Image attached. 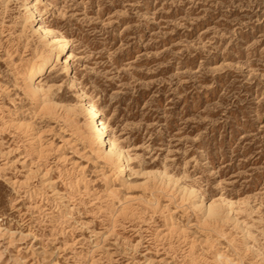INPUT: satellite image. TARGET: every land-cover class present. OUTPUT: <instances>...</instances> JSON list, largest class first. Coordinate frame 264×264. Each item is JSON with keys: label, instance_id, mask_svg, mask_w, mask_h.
I'll list each match as a JSON object with an SVG mask.
<instances>
[{"label": "rangeland", "instance_id": "obj_1", "mask_svg": "<svg viewBox=\"0 0 264 264\" xmlns=\"http://www.w3.org/2000/svg\"><path fill=\"white\" fill-rule=\"evenodd\" d=\"M25 2L0 0V264H257L264 0H33L71 50V73L59 61L39 80L42 100L24 68L50 47ZM80 90L129 178L95 153ZM221 197L242 228L219 238L193 202Z\"/></svg>", "mask_w": 264, "mask_h": 264}, {"label": "bare ground", "instance_id": "obj_2", "mask_svg": "<svg viewBox=\"0 0 264 264\" xmlns=\"http://www.w3.org/2000/svg\"><path fill=\"white\" fill-rule=\"evenodd\" d=\"M4 5V4H3ZM25 11L28 14V17L31 18V22L34 24L35 22L36 27L34 28L35 31L37 33H39L40 37H44L46 38V45L50 47L49 52L46 54V56H44L43 58H41L42 56L40 55L38 59L41 58L40 61L31 63L28 67H26V70L24 68V75H23V80L25 82V87L27 88V90L29 92H31L34 96H36L35 99L37 100H42V92L44 91V87L42 85V87L39 84V80L41 79L42 76H44L49 69H51L54 66L57 65V62H62L64 64V73H71L72 72V63H71V54H70V41L69 39L63 35V34H58V32H56L54 29H52V27H49L43 23L39 24V20H41L40 16L37 13L36 7L33 4V0H26L25 2ZM4 7V6H3ZM27 21V20H26ZM24 25V23H23ZM31 25V24H30ZM33 28V27H32ZM23 29V28H22ZM21 36V35H20ZM26 37V36H25ZM30 37V36H29ZM39 37L40 41L41 38ZM28 39V38H27ZM9 44V43H8ZM15 47V46H14ZM35 48V47H34ZM24 49V48H23ZM42 50V49H41ZM40 50V51H41ZM10 51V50H9ZM36 52V51H35ZM15 53V52H14ZM13 53V54H14ZM40 53V52H39ZM69 53V56H64L65 54ZM38 54V53H37ZM21 57V56H20ZM3 58V57H2ZM10 58V57H9ZM33 58V57H32ZM13 59V57H12ZM35 59V58H34ZM33 61V60H32ZM23 67V66H22ZM20 75V74H19ZM22 76V75H21ZM19 79V78H18ZM20 80V79H19ZM72 83V82H71ZM52 87V86H50ZM48 88V87H47ZM16 89V88H15ZM48 90V89H46ZM79 95L81 96L82 100H83V110H84V114L86 116V118L89 121L90 124V129H91V139L92 142L96 144V147L94 148L95 153L102 157L103 159H105L106 161L109 162H118V173L120 177L123 178H127L129 175V169H130V165H131V156L128 154V151L125 148H122L115 140H113L111 138V133L109 131L107 122L104 121L102 115L103 113L100 111V109L97 107V104L92 101V100H88L85 97V93L80 90ZM46 97V96H44ZM49 97V96H48ZM47 99V98H46ZM36 101V100H35ZM45 101V100H43ZM37 102V101H36ZM46 102V101H45ZM37 104V103H36ZM55 105V104H54ZM68 107V106H67ZM71 107V106H70ZM69 107V108H70ZM74 108V107H73ZM51 109V108H50ZM55 112V111H54ZM56 113V112H55ZM51 114H53L51 112ZM57 114V113H56ZM69 120V119H68ZM33 124V123H32ZM32 127V126H31ZM3 129V128H2ZM66 129V128H65ZM50 131V130H49ZM60 132V131H56ZM46 133V132H45ZM62 133V132H61ZM40 134V133H39ZM37 134V135H39ZM86 134V132H85ZM37 137V136H35ZM79 137V136H78ZM86 137V136H85ZM90 141V140H89ZM58 146V144H57ZM40 149V148H39ZM6 151V150H5ZM38 155V154H37ZM61 160V159H60ZM111 166V165H110ZM32 169V168H31ZM38 170V169H37ZM34 171V170H33ZM36 171V170H35ZM140 172V171H139ZM159 172V171H158ZM157 172V173H158ZM163 172V171H162ZM162 172H160L162 174ZM48 173V172H47ZM145 173V172H144ZM35 174V173H34ZM149 174V172H148ZM152 174V173H151ZM110 175V174H109ZM147 175V173H146ZM158 176L160 174H157ZM156 175V177H157ZM170 176V175H169ZM118 177V176H117ZM155 177V176H154ZM164 177V176H163ZM162 177V180H164V178ZM129 178V177H128ZM153 178V177H152ZM158 178V177H157ZM161 179V177H159ZM178 178V177H176ZM175 178V179H176ZM28 179V178H27ZM155 179V178H154ZM168 179V178H167ZM170 179L173 178L170 177ZM182 179V178H181ZM123 180V179H122ZM169 180V179H168ZM128 181V179H127ZM161 181V180H160ZM24 182V181H23ZM126 182V181H125ZM174 182V181H173ZM172 182V183H173ZM176 182V181H175ZM46 183V182H45ZM129 183V182H128ZM163 183V182H162ZM167 184V182H165ZM177 183H179V178L177 180ZM15 184V182H14ZM108 184V183H107ZM114 184V183H113ZM132 184V183H131ZM130 184V185H131ZM175 184V183H174ZM126 185V184H125ZM178 185V184H177ZM173 186V185H172ZM182 186V185H181ZM188 186V185H187ZM138 187V186H137ZM156 187V186H155ZM161 187V186H160ZM165 187V186H164ZM167 187V185H166ZM175 187V186H174ZM131 188V187H130ZM157 189V187H156ZM178 189V188H177ZM182 189V187H181ZM56 190V189H55ZM159 190V189H158ZM165 190V189H164ZM163 190V191H164ZM179 190V189H178ZM54 191V190H53ZM185 194L186 192L189 195H192V198H197L198 194L197 190L194 188H183L182 190ZM179 192V191H178ZM177 192V193H178ZM47 193V192H46ZM153 193V192H152ZM169 193V192H168ZM182 193V192H181ZM48 194V193H47ZM187 194V196H188ZM152 196V195H151ZM181 196V195H180ZM185 196V198L187 197ZM200 196V195H199ZM173 197V196H172ZM171 197V198H172ZM176 197V196H175ZM143 198V197H142ZM201 198V197H200ZM64 199V198H63ZM182 199V198H181ZM188 199V198H187ZM131 200V199H130ZM136 200V199H135ZM132 201V200H131ZM146 201V200H145ZM176 201V199H175ZM188 201V200H187ZM206 201V200H205ZM213 201V200H212ZM149 202V201H148ZM160 202V201H159ZM175 203V202H174ZM187 204V203H186ZM233 203L228 201L226 198L221 197V198H216L213 202H211L210 204H204V201L202 200V202H193V206L195 208H199V209H205L206 216L208 219V229L211 232H216L220 236L225 235V225L227 222L229 221H233L235 223V225H239L240 226V222L238 220V217L234 216V214H232V210H233ZM180 208V207H179ZM162 209V208H161ZM182 209V208H181ZM249 211V210H248ZM133 212V211H132ZM198 223V222H197ZM243 223V222H242ZM195 225V224H194ZM200 225V224H199ZM241 227V226H240ZM242 228V227H241ZM259 228V227H258ZM229 232V231H228ZM248 232L245 233V235H247ZM251 233V232H250ZM183 234V233H182ZM234 235V234H232ZM234 237V236H233ZM224 238V237H223ZM249 238V237H248ZM230 239V238H229ZM212 241V240H211ZM247 241V240H246ZM245 243V242H244ZM249 244V243H248ZM248 244L243 247V250H252V248H250L248 246ZM252 244V243H251ZM243 245V244H242ZM192 247V246H191ZM237 247V246H236ZM240 250V249H239ZM258 252V251H257ZM219 253V252H218ZM245 253V252H244ZM255 251L253 253V255H255ZM239 255V253H238ZM259 253L256 254V256H254L253 259L254 262H256L257 264H264V257L262 258V255H260L261 257H259ZM264 256V255H263ZM225 260H224V259ZM252 259V258H251ZM217 260H221V264H229V257H223V256H217ZM232 260V259H231ZM243 260V259H241ZM235 264H239V262L241 261H233ZM243 262V261H242Z\"/></svg>", "mask_w": 264, "mask_h": 264}]
</instances>
